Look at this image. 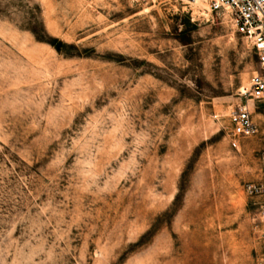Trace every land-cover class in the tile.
I'll list each match as a JSON object with an SVG mask.
<instances>
[{
  "label": "rangeland",
  "instance_id": "obj_1",
  "mask_svg": "<svg viewBox=\"0 0 264 264\" xmlns=\"http://www.w3.org/2000/svg\"><path fill=\"white\" fill-rule=\"evenodd\" d=\"M256 66L209 0H0V264H264Z\"/></svg>",
  "mask_w": 264,
  "mask_h": 264
},
{
  "label": "built area",
  "instance_id": "obj_2",
  "mask_svg": "<svg viewBox=\"0 0 264 264\" xmlns=\"http://www.w3.org/2000/svg\"><path fill=\"white\" fill-rule=\"evenodd\" d=\"M210 8L229 14L238 31L253 42L257 52V66L253 69L248 84L242 92L253 99L264 101V0H209ZM231 143L238 146L241 136L259 129L253 110L247 103H238L230 111ZM264 169V150L260 155ZM246 189L251 194L264 191V183L248 182Z\"/></svg>",
  "mask_w": 264,
  "mask_h": 264
},
{
  "label": "trees",
  "instance_id": "obj_3",
  "mask_svg": "<svg viewBox=\"0 0 264 264\" xmlns=\"http://www.w3.org/2000/svg\"><path fill=\"white\" fill-rule=\"evenodd\" d=\"M49 39V38H48ZM58 49H61V44H65L67 43L64 40L61 39H56V37H54L53 39H49ZM58 40V41H57Z\"/></svg>",
  "mask_w": 264,
  "mask_h": 264
},
{
  "label": "bare ground",
  "instance_id": "obj_4",
  "mask_svg": "<svg viewBox=\"0 0 264 264\" xmlns=\"http://www.w3.org/2000/svg\"><path fill=\"white\" fill-rule=\"evenodd\" d=\"M193 1H194V2H200L201 0H192V2H193Z\"/></svg>",
  "mask_w": 264,
  "mask_h": 264
}]
</instances>
